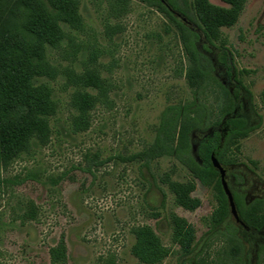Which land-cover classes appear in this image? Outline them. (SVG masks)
<instances>
[{
    "label": "rangeland",
    "instance_id": "obj_1",
    "mask_svg": "<svg viewBox=\"0 0 264 264\" xmlns=\"http://www.w3.org/2000/svg\"><path fill=\"white\" fill-rule=\"evenodd\" d=\"M210 2L228 7L221 0ZM191 3L195 5V0ZM115 5V0H80L82 29L63 26L68 38L60 48H48L53 66L77 73L93 68L109 85V93L91 111L90 128L75 133L70 104L74 89L66 77L35 80L51 87L58 112L50 120L49 138L34 141L0 167L4 179L36 178L4 189L0 264H52L50 251L61 241L67 248L63 264H106L111 259L116 264H143L132 254L134 230L140 226L153 228L171 250L160 264H200L196 257L214 259L221 246L213 244L207 258L204 249L212 235L210 217L216 207L212 189L197 181L193 196L201 206L188 211L176 204L165 183L167 176L178 182L192 180L177 159L164 157L149 165L123 160L151 145L165 109L192 100V91L182 44L175 29L167 30L165 15L139 0H131L122 15ZM220 36L251 92H243L240 112L251 126L259 124L231 148L236 165L228 168L226 179L252 199L264 195V0H246L237 23L221 28ZM218 75L234 86L223 70L218 69ZM206 134L194 136V155ZM96 155L105 163L91 174L87 165ZM235 176L243 184H237L240 180ZM173 214L188 220L195 230L197 246L192 255L184 256L173 242ZM228 221L220 228L224 230ZM240 235L246 264H257L264 229L246 228Z\"/></svg>",
    "mask_w": 264,
    "mask_h": 264
},
{
    "label": "trees",
    "instance_id": "obj_2",
    "mask_svg": "<svg viewBox=\"0 0 264 264\" xmlns=\"http://www.w3.org/2000/svg\"><path fill=\"white\" fill-rule=\"evenodd\" d=\"M119 15L126 13L131 0H115ZM156 8L168 19L169 31L175 29L187 60L186 80L192 91V100L171 105L162 113L155 140L146 149L123 160L149 165L171 157L177 159L192 176L188 182L174 181L169 176L165 183L175 197L176 204L188 211L201 206L193 196L197 181L214 192L216 207L210 217L212 233L204 251L221 243L214 259L200 256V264H246L241 231L264 229V195L249 198L246 192L230 187L240 221L232 216L219 171L212 157L228 172L236 161L230 154L233 146L248 138L257 126L241 114L243 92L251 94L243 83L240 72L232 65V53L220 29L234 26L246 0H221L228 7L214 5L210 0H139ZM63 26L79 31L83 27L80 0H0V167L8 165L27 151L34 141H44L51 134V118L58 112L53 90L37 79L56 80L64 75L68 86L74 89L71 107L75 111L72 128L75 133L91 126L90 114L101 99L109 93V85L98 71L88 68L77 73L72 68L60 71L48 58V48L58 49L68 38ZM223 70L234 83L230 87L218 75ZM90 90L96 91L94 94ZM262 119L261 115L259 116ZM198 133H207L199 141L197 154L192 140ZM197 156V157H196ZM89 161V159H88ZM104 162L94 156L87 169L94 174L95 167ZM237 184H243L235 176ZM28 178L4 179L0 171V200L4 189L23 184ZM229 220V221H228ZM228 221L225 229L220 227ZM173 242L184 256L194 254L197 246L193 226L185 218L173 214ZM132 254L143 264H160L171 255L156 231L149 226L134 230ZM52 264L67 260L64 241L50 251ZM257 264H264V243L257 246ZM212 258V259H211ZM106 264H116L109 260Z\"/></svg>",
    "mask_w": 264,
    "mask_h": 264
},
{
    "label": "water",
    "instance_id": "obj_3",
    "mask_svg": "<svg viewBox=\"0 0 264 264\" xmlns=\"http://www.w3.org/2000/svg\"><path fill=\"white\" fill-rule=\"evenodd\" d=\"M193 151H195V148H193ZM212 163H213V166L219 171V173L221 175L222 186H223V189H224V192H225L226 196L228 197L232 216L234 218H236V220L239 222L240 221V218L238 216V212H237V209H236V205H235V202H234V198H233L232 192L230 190L228 181L226 179V173H227V171H226L225 168L222 167V165L215 158V156L212 157Z\"/></svg>",
    "mask_w": 264,
    "mask_h": 264
}]
</instances>
